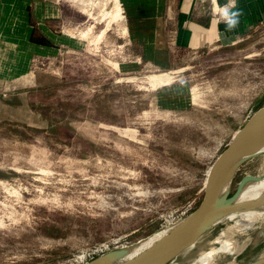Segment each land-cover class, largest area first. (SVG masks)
I'll return each mask as SVG.
<instances>
[{"label": "rangeland", "instance_id": "obj_1", "mask_svg": "<svg viewBox=\"0 0 264 264\" xmlns=\"http://www.w3.org/2000/svg\"><path fill=\"white\" fill-rule=\"evenodd\" d=\"M55 1L59 18L43 19L31 2H0V264H82L175 225L264 106V25L235 44L187 49L164 33L166 0ZM116 5L126 33L102 13ZM91 25L100 39L82 35ZM262 162H243L230 194ZM225 226L168 264H196ZM249 230L243 252L214 264H258L264 223Z\"/></svg>", "mask_w": 264, "mask_h": 264}, {"label": "water", "instance_id": "obj_2", "mask_svg": "<svg viewBox=\"0 0 264 264\" xmlns=\"http://www.w3.org/2000/svg\"><path fill=\"white\" fill-rule=\"evenodd\" d=\"M264 147V106L258 108L232 135L223 151L209 166L203 185V197L197 207L183 217L176 226L155 245L126 264H168L184 250L193 246L213 225L215 219L246 208L235 204L245 181L243 177L230 194L233 178L240 165L259 154ZM229 181L228 189L224 183ZM225 189V190H224ZM121 250L102 254L83 264H97L112 258Z\"/></svg>", "mask_w": 264, "mask_h": 264}, {"label": "crops", "instance_id": "obj_3", "mask_svg": "<svg viewBox=\"0 0 264 264\" xmlns=\"http://www.w3.org/2000/svg\"><path fill=\"white\" fill-rule=\"evenodd\" d=\"M10 2V0H0V2ZM16 3H20L18 6V10L22 11V9L29 6V2L33 3L37 12L40 11L43 15L45 12L48 14H52L53 17H58L61 13V6L55 0H13ZM169 2L168 8L164 12V33L173 32L176 33V44L181 48L187 49H204L207 47H211L217 45L222 42H229V44H235L244 40L246 37L250 35V33L255 30L257 27H261L264 25V0H254L253 3L247 4L245 0H237L238 7L242 9L243 15L241 17V22L239 26L231 32L225 31V24L219 19L217 13L215 11H219V6L223 5L226 0H218V5L214 7L211 11L206 0H166ZM213 1V0H212ZM48 8L45 11V4ZM246 3V6L243 5ZM253 7H250V6ZM119 6V5H116ZM114 6L113 9L116 8ZM15 7L13 9H15ZM121 8V7H120ZM28 9V8H26ZM107 8L102 9L104 14H110ZM112 9V10H113ZM104 10V11H103ZM107 12H106V11ZM122 14L123 10L121 8ZM41 16V15H40ZM46 15L45 17H47ZM126 22V16L123 14ZM75 21V20H74ZM118 22V20H116ZM215 21V22H213ZM119 23V22H118ZM169 24V25H168ZM123 33H126L125 24H119ZM43 27L39 28L38 32L40 35L44 36ZM89 28H93L92 30ZM84 28L83 36L86 33L85 31L90 32L89 37H95V39H100L102 36L98 34L95 36L94 26ZM86 29V30H85ZM174 29V30H173ZM47 30V29H45ZM80 30V29H78ZM173 30V31H172ZM28 33L29 30H26ZM81 32V31H80ZM22 33V32H21ZM79 33V31H77ZM80 34V33H79ZM53 35V34H52ZM86 36V35H85ZM86 36V37H88ZM49 43V44H53ZM48 43H44L42 41V45L40 48L44 49H52Z\"/></svg>", "mask_w": 264, "mask_h": 264}, {"label": "bare ground", "instance_id": "obj_4", "mask_svg": "<svg viewBox=\"0 0 264 264\" xmlns=\"http://www.w3.org/2000/svg\"><path fill=\"white\" fill-rule=\"evenodd\" d=\"M111 13L113 15V18L115 20H118L119 24H125V18L122 14L120 6H116V8L111 11ZM91 30L90 32H92ZM85 32L86 33L84 34V37L91 34L89 30ZM165 80L168 81L169 78L158 76L155 81ZM258 155L263 156L262 165L259 167L258 173L254 175V178H248L245 181V184L235 202V204L237 205H246V208L240 209L235 212H229L226 215L220 216L218 219L214 220L213 225L217 223H225L226 226L223 227L218 233L216 232V235L214 234L215 236L211 242L212 244H217V246H213L210 250L201 253L199 258H197L195 261L196 264H214L215 259L222 254H229L233 255L234 257L237 256V254L240 253L249 242L250 235H248V230L251 228L255 229L256 223H264V147L261 149ZM228 187L229 181H226L224 183V188L228 189ZM175 226L176 224L166 227L161 231L139 241L137 244L122 249L121 253H119L118 255L106 259L103 262H99L97 264H126L127 262L135 259L139 255L144 253L146 250H148L150 247L155 245ZM241 238L243 239L241 240ZM177 263H179V261ZM258 264H264V257H262L261 261Z\"/></svg>", "mask_w": 264, "mask_h": 264}, {"label": "clouds", "instance_id": "obj_5", "mask_svg": "<svg viewBox=\"0 0 264 264\" xmlns=\"http://www.w3.org/2000/svg\"><path fill=\"white\" fill-rule=\"evenodd\" d=\"M214 7L218 5V0H213ZM219 19L225 24V31H234L241 22L242 9L238 7L237 0H226L219 6ZM215 22V21H213Z\"/></svg>", "mask_w": 264, "mask_h": 264}, {"label": "built area", "instance_id": "obj_6", "mask_svg": "<svg viewBox=\"0 0 264 264\" xmlns=\"http://www.w3.org/2000/svg\"><path fill=\"white\" fill-rule=\"evenodd\" d=\"M248 117H250V115L248 116ZM85 262V261H84ZM87 262V261H86ZM83 264V263H82Z\"/></svg>", "mask_w": 264, "mask_h": 264}, {"label": "trees", "instance_id": "obj_7", "mask_svg": "<svg viewBox=\"0 0 264 264\" xmlns=\"http://www.w3.org/2000/svg\"><path fill=\"white\" fill-rule=\"evenodd\" d=\"M259 102H261V100H259Z\"/></svg>", "mask_w": 264, "mask_h": 264}]
</instances>
